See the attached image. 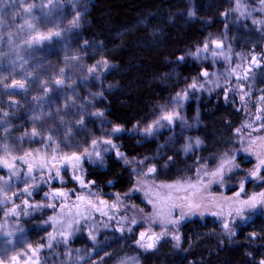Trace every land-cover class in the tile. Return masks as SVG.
<instances>
[{
  "label": "rangeland",
  "instance_id": "obj_1",
  "mask_svg": "<svg viewBox=\"0 0 264 264\" xmlns=\"http://www.w3.org/2000/svg\"><path fill=\"white\" fill-rule=\"evenodd\" d=\"M227 2V11L216 23L199 14L197 0H187V9L178 11V16L201 21L204 35L183 48L159 78L166 99L152 104L142 120L126 129L109 119L104 107L105 93L114 88L105 75L116 64L95 59L101 44L81 33L89 1L0 0V258L6 264H13L11 257L17 258L15 264H166L168 257H179L178 264H225L212 255L243 244L260 245V233L243 229L264 216L259 195L264 193V123L258 124L264 112L256 113L257 101L264 97V3ZM28 4L34 5L31 13L24 11ZM49 31L61 36L28 43L37 32ZM215 41L221 42L220 48ZM254 56L256 66L249 70ZM101 61H107L106 68ZM183 66H193L192 74H185ZM89 68L96 70L90 73ZM56 79H64L65 85L57 86ZM14 81L24 82L26 88L10 87ZM43 82L50 89L47 95ZM219 105L228 108L223 127L217 124ZM98 111L103 116L89 115ZM169 114L171 121L162 119ZM81 118L82 125L74 123ZM150 125L149 134L144 129ZM116 127L121 131L114 132ZM34 128L39 135H32ZM119 134L154 146L129 156L116 141ZM108 140L111 145L103 142ZM73 153L81 157L79 162L67 159ZM109 156L131 170L129 194L118 197L87 179V164L105 166ZM222 164L223 179L213 177ZM258 166V175L250 176ZM153 167L155 172L149 173ZM172 170L175 174L169 178ZM54 182L58 185L51 187ZM60 191L65 195H55ZM137 196L141 207L131 199ZM253 196L256 208L245 206L246 219H241L235 213L239 201ZM45 210L51 214L44 218ZM217 212L222 214L213 215ZM190 220L200 221L199 240L209 243L198 259L189 258L196 250L182 229ZM226 220L235 235L225 231ZM140 233H145L141 243L149 242L152 234L164 235L154 249L146 250L137 243Z\"/></svg>",
  "mask_w": 264,
  "mask_h": 264
},
{
  "label": "trees",
  "instance_id": "obj_2",
  "mask_svg": "<svg viewBox=\"0 0 264 264\" xmlns=\"http://www.w3.org/2000/svg\"><path fill=\"white\" fill-rule=\"evenodd\" d=\"M88 1L81 33L88 41L101 44L100 49L93 53L95 59L104 57L116 64L115 70L105 75V81L114 86L105 93L106 114L116 125L128 129L149 113L152 104L166 99L157 82L170 70L172 61L180 57L183 48L201 41L204 35L203 23L177 15L179 10L187 9V0ZM197 3L199 14L213 19L215 23L220 21L222 13L229 6L227 0H197ZM242 44L239 42L237 45ZM193 69V66H183V72L187 75H191ZM227 109L219 105L216 110L217 124H222V127L225 126ZM116 141L120 142L129 156L139 155L154 146L139 144L127 134H119ZM106 163L105 166L87 164V179L118 197L129 194L133 186L131 170L114 156H109ZM172 171L171 174L168 172L169 178L175 174ZM57 185L54 182L51 187ZM131 199L135 206L141 207L143 204L140 196ZM50 214L51 210H45L42 217ZM36 219L42 220L39 215ZM200 226V221L190 220L182 228L187 242H192L196 250V253L189 255L191 259H198L200 251L203 252L209 246L208 242L199 240ZM243 230L260 233V245L253 248L243 244L212 257L226 260L225 264H259L264 259V216L253 218L251 225ZM178 259L168 257L166 264H178Z\"/></svg>",
  "mask_w": 264,
  "mask_h": 264
},
{
  "label": "snow or ice",
  "instance_id": "obj_3",
  "mask_svg": "<svg viewBox=\"0 0 264 264\" xmlns=\"http://www.w3.org/2000/svg\"><path fill=\"white\" fill-rule=\"evenodd\" d=\"M51 2H52V0H49V3H51ZM261 3H264V0H261ZM33 7H34V5H32V4H28V5L24 8V11H25L26 13H31ZM194 14H195V13H190V15H194ZM241 15H243V13H241ZM78 19H79V14H77V21H74V22H73L74 25L78 22ZM29 27L32 28L33 30H35L34 25L29 24ZM59 36H61V32H59V31H49L47 34L37 32V34H36L35 36H33V37L31 38V40H30L28 43H29V44H32V43L39 44V43H42L43 41L51 40L53 37H59ZM215 43H216V47H217V48H220V47H221V42H219V41H215ZM207 48H208V46H207V44H206L202 50H203V51H207ZM199 51H201V50L198 49V52H199ZM213 55H216V53L214 52ZM77 59H78V58H77ZM181 59H182V58H181ZM253 59L255 60V58H253ZM99 63L102 64L105 68L107 67V61H101V62H99ZM95 70H96L95 68H89V69H88V71H89L90 73H91V72H94ZM63 73H64V70H63V69H60V75H61V76H63ZM203 74H204L205 76L208 75L207 72H205V73H203ZM245 78H247V77H245ZM54 83H55L57 86H62V85H65V80H64V79H56V80L54 81ZM10 87L19 88V89H25V88H26V84H25L24 82L14 81L13 84L10 85ZM191 87L195 88V87H196V84L193 83V85H191ZM42 91H44V94H45V95H47V92L50 91V89L47 88V82H43V84H42ZM178 96H179V94H178ZM34 99H40V98H34ZM241 99H243V97H241ZM68 106H69L68 104H65V105H64L65 108H67ZM5 115H7V113H5ZM49 115H51V114L49 113ZM89 115L103 116V113L98 111V112H95V113H89ZM39 118H40V117H35V119H39ZM172 118H173V117H172V115H170V114H169V115H166V116H164V117H162V119H165V120H168V121H171ZM257 118H259V117H257ZM74 123L79 124V125H82V124L84 123V120L81 118V119H79V120L74 121ZM156 123L159 124V121H157ZM248 127H250V125H248ZM113 131H114V132H119V131H121V129H120L119 127H116V128L113 129ZM144 131H145L146 133H149V134H150V133L152 132V126L150 125L148 128L144 129ZM237 131L239 132V130H237ZM32 135H34V136H35V135H39V132H37V130L34 128L33 131H32ZM47 139H48L49 141H51V140H52V135L49 134V136L47 137ZM103 142H104V143H107V144H109V145H111V141H110V140H108V141H103ZM97 143H98V142L95 141V140L92 141L93 146H95ZM200 143H201V141H200L199 139H197V140H196V144L199 145ZM113 147H114V145H113ZM189 147H190V145H189ZM85 155H87V156H89V157L91 156V154H90V153H87V152H85ZM95 155H96L97 157H99V156H100V153H99V152H96ZM117 156H123V153L117 152ZM20 159H23V157H21ZM67 159L75 160L76 162H79L80 159H81V157L78 156V155H76L75 153H73V155H72L71 157H68ZM125 162H127V161H125ZM5 163H6V162H5ZM262 163H264V162H262ZM75 166H76V165H73V167H75ZM8 167H9V168H12V165H8ZM223 167H224V165L222 164L221 167H220V169H218L216 172H213L211 175H212L213 177L219 175V176L221 177V179H223ZM237 167H238V166H237ZM229 171H231V168H229ZM28 172H29V174L32 172V168H31V166H29V168H28ZM148 172H149V173L155 172V168H154V167H153V168H149V169H148ZM258 172H259V166L257 167V171L250 173V176H252V177H256V176L258 175ZM56 176H57V177L59 176V170H57V172H56ZM50 178H51V177H50ZM76 179L79 180L80 178H79V177H76ZM80 183H81L82 186H84L82 180L80 181ZM162 187H168V188L171 189V188H173V187H175V186H173V185H162ZM191 187H195V185H191ZM243 187H244V185H243V183H241V185H240L241 191H243ZM24 191H25V192H28V189L25 188ZM55 195L64 196L65 193H63V192H57V193H55ZM239 195H240V194L237 193V197H239ZM259 195H260V197L262 198L261 201H260V203L264 204V193H260ZM25 203H26V202H25ZM239 203L241 204V207L235 209V213H236L237 216H240L241 219H246V218L243 217V215H242V214H243L244 207L247 206V207H250V208H256V206H257V198H256L255 196H253V197H250L249 200H246V201H239ZM50 206H51V205H50ZM115 206H116L115 204L112 205V207H115ZM173 207H177V206H176V205H173ZM191 207H192V205H189V208H191ZM98 210H99V209H98ZM221 214H222V213H220V212L213 213V215H221ZM183 215H184V214L181 213V216H183ZM229 215H231V213H229ZM132 223L134 224V223H136V221L133 220ZM168 223L173 224V225H176V224L179 223V221H178V220H169ZM68 227L71 228V224H69ZM223 227H224L225 231H226L229 235H235V233H234L233 231L230 230V228H229V222H228L227 220L224 222ZM121 231H123V229H121ZM129 231H131V229H129ZM9 235H11V234H9ZM62 235H64V234L62 233ZM163 235H164V233H161V234L158 235V236H154V238H153V237H149V242H147V243H141V241L143 240V238H144V236H145V233H140V237H141V239L138 240L137 243H138V244H141V247L145 248L146 250L154 249V248L156 247V242H157V241L160 239V237L163 236ZM252 235L255 236V233H253ZM173 238H174L176 241H178V242H179V240H180L179 235H175V236H173ZM51 239H52V237L50 236V242H51ZM93 239H94V237H93ZM177 246H178V245H177ZM34 251H35V250H34ZM10 260L13 262V264H15L17 258H16V257H11ZM0 264H6L5 259L0 258ZM259 264H264V260H261V261L259 262Z\"/></svg>",
  "mask_w": 264,
  "mask_h": 264
},
{
  "label": "flooded vegetation",
  "instance_id": "obj_4",
  "mask_svg": "<svg viewBox=\"0 0 264 264\" xmlns=\"http://www.w3.org/2000/svg\"><path fill=\"white\" fill-rule=\"evenodd\" d=\"M254 66V68H255V65H253ZM252 66V67H253ZM258 67H261V68H263V63L262 62H260L259 63V66ZM262 100H258L257 102L260 104L259 106V108L256 110V113H257V115H259V112L260 111H262V112H264V97L263 98H261ZM261 123H264V117H262L261 119H260V121H258V124H261ZM153 235V234H152Z\"/></svg>",
  "mask_w": 264,
  "mask_h": 264
},
{
  "label": "water",
  "instance_id": "obj_5",
  "mask_svg": "<svg viewBox=\"0 0 264 264\" xmlns=\"http://www.w3.org/2000/svg\"><path fill=\"white\" fill-rule=\"evenodd\" d=\"M260 56H261V55H260ZM253 58H255V60H253L252 65H255V66H256V60H257V57L254 56ZM247 68H248L249 70H253L254 66H253V67H252V66H247ZM60 192H62V191H60ZM154 236H155V235H151L150 237H153V238H154Z\"/></svg>",
  "mask_w": 264,
  "mask_h": 264
}]
</instances>
